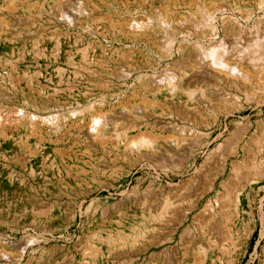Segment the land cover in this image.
I'll use <instances>...</instances> for the list:
<instances>
[{
  "label": "rangeland",
  "instance_id": "rangeland-1",
  "mask_svg": "<svg viewBox=\"0 0 264 264\" xmlns=\"http://www.w3.org/2000/svg\"><path fill=\"white\" fill-rule=\"evenodd\" d=\"M263 82L264 0H0V264H264Z\"/></svg>",
  "mask_w": 264,
  "mask_h": 264
},
{
  "label": "bare ground",
  "instance_id": "bare-ground-1",
  "mask_svg": "<svg viewBox=\"0 0 264 264\" xmlns=\"http://www.w3.org/2000/svg\"><path fill=\"white\" fill-rule=\"evenodd\" d=\"M34 4V3H33ZM165 24V23H164ZM136 26V25H135ZM126 27V26H125ZM131 27V26H130ZM217 53V52H216ZM261 55V54H260ZM211 58V57H210ZM259 57H257V59H258ZM262 60V59H261ZM254 61V60H253ZM210 64L209 65H211V67H212V69L213 70H216L217 71V73H218V75H221V76H224V77H229V78H232V77H234V76H240V77H242V78H247L248 77V74L247 73H245L241 68H239V67H235V66H229L225 61H223L222 59H216V58H212V59H210ZM259 62V61H258ZM260 65H262V64H260ZM262 67V66H261ZM262 69V68H261ZM260 70V69H259ZM217 75V74H216ZM189 81H191V80H189ZM182 82V81H181ZM264 83V82H263ZM188 84V83H187ZM262 85V84H261ZM17 111V112H16ZM15 112H16V114H13V113H11L12 115L10 116V119L8 118V116H2L1 114L2 113H0V130H3L4 129V127H5V124L7 125H10V126H14V127H16V126H18V125H21V122L20 121H22L21 119V117H23V111H21V110H16ZM14 112V113H15ZM10 114V113H9ZM8 114V115H9ZM32 116V115H31ZM30 116V118L34 121V117H31ZM96 116V115H95ZM37 118V117H36ZM42 118V117H41ZM44 118V117H43ZM54 117H45L42 121H44V122H46L47 124H49V125H47V126H49V128L51 129V130H53V131H57L59 128H61V127H63L64 126V123L62 122V120L61 119H58L57 117H55L56 119H53ZM40 119V118H39ZM97 119V118H96ZM28 120H29V117H28ZM32 121V122H33ZM41 121V120H40ZM41 121V122H42ZM97 121V120H96ZM36 122V121H35ZM34 122V123H35ZM26 123V122H25ZM34 123H31V121H29V123H28V125H29V130L30 131H38V130H36V129H38V127H37V125L38 124H34ZM36 123H38V121L36 122ZM41 124V123H40ZM92 124H93V122H92ZM95 124H97V122L96 123H94L93 124V126H95ZM46 125V124H45ZM78 126V125H77ZM99 126V125H98ZM97 125H96V129H97V127H98ZM90 127V126H89ZM20 128V127H19ZM77 128V127H76ZM28 129V128H27ZM63 129V128H62ZM93 129V128H92ZM95 129V130H96ZM98 129H99V127H98ZM97 129V130H98ZM68 130V129H67ZM42 131V130H41ZM48 131V130H47ZM44 132V131H43ZM52 132V131H51ZM94 132V131H93ZM96 132V131H95ZM34 133V132H33ZM62 133V132H61ZM31 134V133H30ZM36 135V134H35ZM61 135V134H60ZM3 136V135H2ZM130 141V140H129ZM128 141V142H129ZM133 142V141H132Z\"/></svg>",
  "mask_w": 264,
  "mask_h": 264
}]
</instances>
